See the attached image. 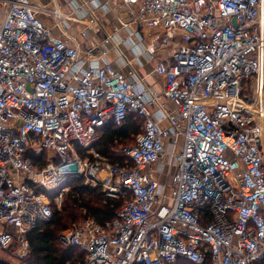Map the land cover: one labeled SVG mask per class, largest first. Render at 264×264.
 <instances>
[{"label":"built area","instance_id":"2783aa9c","mask_svg":"<svg viewBox=\"0 0 264 264\" xmlns=\"http://www.w3.org/2000/svg\"><path fill=\"white\" fill-rule=\"evenodd\" d=\"M121 1V24L150 35L149 55L167 51L154 68L161 95L93 59L94 47L83 59L31 0H0V264L28 255V233L52 217L49 192L62 201L68 174L124 199L105 225L89 218L60 235L87 264H202L208 254L254 264L264 257V0ZM159 97L174 109L163 103L155 118ZM131 115L143 131L122 163L108 161L92 146L98 130ZM42 151L40 168L29 153Z\"/></svg>","mask_w":264,"mask_h":264},{"label":"trees","instance_id":"16d2710c","mask_svg":"<svg viewBox=\"0 0 264 264\" xmlns=\"http://www.w3.org/2000/svg\"><path fill=\"white\" fill-rule=\"evenodd\" d=\"M143 126L144 119L137 115H131L121 125L109 121L98 130L99 137L92 146L108 161L122 163L123 157L119 154V149L134 144L138 134L143 131ZM76 151L83 157L87 156L86 149L78 144ZM29 154L38 167L41 168L46 164V152L40 155L33 152ZM63 187H68V190L63 194L60 208L54 203L58 190L49 192L52 199V217L40 222L28 233L30 250L22 260L23 264H87L85 253L77 246L64 245L60 235L89 218L105 225L117 216L124 204V199L107 197L101 187L86 183L83 175H66L59 189ZM170 264L196 263L179 258ZM202 264H212L209 254ZM254 264H264V257Z\"/></svg>","mask_w":264,"mask_h":264},{"label":"crops","instance_id":"0c3cea01","mask_svg":"<svg viewBox=\"0 0 264 264\" xmlns=\"http://www.w3.org/2000/svg\"><path fill=\"white\" fill-rule=\"evenodd\" d=\"M31 1L39 8V15L45 24L52 28L56 34L65 35L71 44L78 43L80 45L83 59L87 58L85 52H87L88 48L94 47L93 57L95 58L92 57L93 59H99L101 63L105 62V60L109 61L115 68L121 69L128 77L141 80L148 86L151 94L161 95L164 82L159 75L154 73V68L159 58H163L167 51L161 50L158 52V58H152L147 51L150 35L148 33L143 34L140 27L135 24L130 23L128 26L121 24V21L126 20L127 17L126 7L121 0ZM43 9L53 12L57 11V14L45 12ZM85 10L88 11L86 15L82 12ZM57 15L60 16V20H58L59 17ZM82 15L88 16V19H79L78 16ZM50 17H54L57 20L56 25L52 24ZM65 19L80 21L83 26L70 30L68 29L70 24L68 23L67 25ZM64 28L65 31L63 32ZM83 32L86 33L85 36L81 34ZM163 103L166 104L168 109H174L172 103L166 102L162 97H159L151 106V111L155 118L158 116V110ZM162 124L167 125L168 122L163 120ZM171 173L172 169H169L167 164H164V174L161 180L164 181L169 178Z\"/></svg>","mask_w":264,"mask_h":264},{"label":"rangeland","instance_id":"374dc122","mask_svg":"<svg viewBox=\"0 0 264 264\" xmlns=\"http://www.w3.org/2000/svg\"><path fill=\"white\" fill-rule=\"evenodd\" d=\"M83 10V9H82ZM85 15L87 14V12L88 11H82ZM81 12V13H82ZM78 18L79 19H81V20H84V19H88V16H78ZM77 18V19H78ZM61 19V18H60ZM60 19H58V20H60ZM50 20H51V22H52V24H54V25H56L57 24V20L56 19H54V17H50ZM62 20H63V18H62ZM59 22H61V21H59ZM65 22H66V24L68 25V23L70 24L69 26H68V29H73V28H77L78 26H83V23L81 22L80 23V21H72V20H66L65 19ZM62 25V24H61ZM64 25V24H63ZM63 27V26H62ZM83 29V28H82ZM81 29V30H82ZM94 29H96V28H94ZM63 31H65V28L63 29ZM78 33V32H77ZM83 36H85L86 35V33L85 32H83V33H81ZM62 35V34H61ZM88 39H92V38H88ZM87 39V41H89ZM130 146V145H129ZM43 152H46V157H47V161H46V164L44 165V166H47L48 165V158H49V156H50V152H48V151H42L41 152V154L43 153ZM119 154H120V149H119ZM168 159H169V156L168 155H166V157L164 158V160H162V162L164 161V163H167V161H168ZM168 166V165H167ZM171 169V168H170ZM169 186H171V178H170V183H169ZM63 201V200H62ZM62 201H60V202H58L57 204L55 203V205L58 207V208H60L61 207V205H62ZM0 256H1V258L2 259H4L5 261L6 260H8L9 258L7 257V255H5V254H3V253H1L0 254ZM9 264H23L22 263V260L20 261V260H18V259H16V258H14L13 260H9Z\"/></svg>","mask_w":264,"mask_h":264},{"label":"bare ground","instance_id":"6f19581e","mask_svg":"<svg viewBox=\"0 0 264 264\" xmlns=\"http://www.w3.org/2000/svg\"><path fill=\"white\" fill-rule=\"evenodd\" d=\"M55 14H57V12H55ZM57 17H60V16L57 15Z\"/></svg>","mask_w":264,"mask_h":264}]
</instances>
